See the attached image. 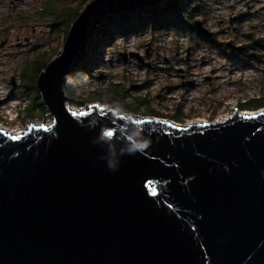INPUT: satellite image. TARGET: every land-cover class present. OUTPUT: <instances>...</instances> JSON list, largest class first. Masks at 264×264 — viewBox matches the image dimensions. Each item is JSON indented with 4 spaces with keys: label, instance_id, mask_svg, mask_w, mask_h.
Returning <instances> with one entry per match:
<instances>
[{
    "label": "water",
    "instance_id": "obj_1",
    "mask_svg": "<svg viewBox=\"0 0 264 264\" xmlns=\"http://www.w3.org/2000/svg\"><path fill=\"white\" fill-rule=\"evenodd\" d=\"M162 1L90 2L37 79L52 123L0 130V264H264V110L180 126L69 105L103 21Z\"/></svg>",
    "mask_w": 264,
    "mask_h": 264
},
{
    "label": "rangeland",
    "instance_id": "obj_2",
    "mask_svg": "<svg viewBox=\"0 0 264 264\" xmlns=\"http://www.w3.org/2000/svg\"><path fill=\"white\" fill-rule=\"evenodd\" d=\"M48 1L56 2L57 6L70 7L73 11L80 10L81 13L93 0L86 3L85 0H0V45L5 42L0 47V125L11 130L24 131L31 124L41 126L52 123V117L37 89L38 66L45 58L42 56L44 52L46 58H57L64 49L66 39L63 38L65 26H61L60 30L58 27L52 29L47 26L49 19L35 17L41 16L36 13H40ZM248 7L250 17H245L240 23L231 22L232 17L247 13ZM196 20L205 21L204 26L217 33L218 41L234 40L239 44L254 40L264 42V0H210L208 14ZM234 24L238 28L236 35L232 34ZM222 29L225 31L222 32ZM248 35H252V40L247 39ZM148 44L152 47V63L160 69L156 74L144 65L139 66L135 59L124 62L119 56L120 53L131 52L145 56ZM190 47L194 48L187 60ZM256 47L253 52L261 56V61H250L239 66L230 64L219 49L187 32L180 35L164 32L161 36L147 32L127 38L117 35L114 42L109 39L102 46V59L99 60L100 56L95 58L97 64L89 72L91 76L81 84L76 94L81 97L78 99H82L88 97L91 91L113 83L127 90L128 101L134 97H146L151 108L163 117H154L156 119L168 120L180 126L222 121L244 101L264 93V43L259 41ZM213 70L217 78L211 86L205 77ZM183 74L187 76L182 77ZM191 80L194 86L189 85ZM135 84H146L148 87L137 90ZM209 96L212 100L216 98L221 105L214 110L206 109ZM89 105L71 107L79 110ZM103 105L115 107L121 113H130L113 103ZM142 110L133 115L153 118L144 114L146 107ZM179 110L183 120H172L171 117L176 116ZM263 110L239 111L255 113Z\"/></svg>",
    "mask_w": 264,
    "mask_h": 264
},
{
    "label": "trees",
    "instance_id": "obj_3",
    "mask_svg": "<svg viewBox=\"0 0 264 264\" xmlns=\"http://www.w3.org/2000/svg\"><path fill=\"white\" fill-rule=\"evenodd\" d=\"M88 1L89 0H85L84 3ZM57 5L58 4L54 1L46 2L42 7V11L36 13L41 16L35 17L46 20L49 19L50 23L47 26L52 29L58 27V30H60L61 26H65V35L63 38L66 39L71 24L80 15V10L76 9L73 11L70 7ZM209 11L210 0H163L159 5L152 8H144L132 13L107 17L89 42L85 60L68 79L66 91L71 96L70 106L82 107L88 103L92 104L97 102L100 104L102 103V105L113 103L117 107L130 112L129 114H136L139 110L143 111L142 109L146 107L147 111H145L144 114L148 117L163 118L151 108L146 97H134L131 101H128L129 94L126 92L127 90L113 83H110L106 87L91 91L88 93V97L82 99H78L81 97L78 96L76 92L81 88V84L87 81L91 76L89 72H91L97 64L95 58L100 56L99 60L102 59L100 55L102 46L107 44L109 39L114 42L117 35L127 38L131 35H141L147 32L159 34V36L163 35L164 32H170L175 35L187 32L194 37H199L204 43H212L211 40L198 35L193 28V23L196 19L206 16ZM203 22L205 23V21ZM251 36L252 35H248L247 37ZM99 37L102 39L100 40ZM257 41H260L262 44L264 43L263 40ZM45 54L46 52L42 54L45 58L42 59L38 66V75L45 69L47 64L53 60L50 56L46 58ZM242 65H246V63L242 62ZM166 70L168 71L169 69ZM145 86L147 85H142L139 88L141 89ZM171 119L178 122L183 120L180 118L179 113H177L176 116H172Z\"/></svg>",
    "mask_w": 264,
    "mask_h": 264
},
{
    "label": "flooded vegetation",
    "instance_id": "obj_4",
    "mask_svg": "<svg viewBox=\"0 0 264 264\" xmlns=\"http://www.w3.org/2000/svg\"><path fill=\"white\" fill-rule=\"evenodd\" d=\"M11 4H15V2H12ZM247 6H248V4H247ZM249 9H250V7L247 8V13H243L242 15H236V16H234L232 18L236 19V23H240L245 17H250L251 16V12H250ZM223 31H225V30L222 29V32ZM237 31H238V28L234 24L233 28H232V32H233L232 34L236 35ZM212 33H213V36L211 38L203 37L205 39H208V40L212 41V43L206 42V44H209V45L214 46L215 48L219 49L220 52H222L221 54L228 60V62L230 64H232V65L233 64H238L239 66H242V62L247 64L250 61H258V62L261 61V56L258 53H254L253 52V49H256L257 48L256 45L259 44L258 41H255V40L253 42L252 41H247V42L242 43V44H239V43H237L234 40L218 41L217 33H215V32H212ZM248 38L250 39L251 37H247V39ZM251 40H252V38H251ZM194 47L196 48V46H194ZM194 47H190V48L193 49ZM236 48H241V50L238 51V50H236ZM151 49H152V47H151ZM152 57H153V52H150V58L149 59L145 58L144 61L141 62L140 64L137 61V64L139 66H143L144 65V66L150 68L151 72L156 74L160 69L157 68V67H154V65H153L154 63H152ZM189 57L187 58V60H189ZM157 76H158V74H157ZM185 76H187V75L183 74L182 77H185ZM216 78L217 77H216V75H214V70L210 72V75H207L205 77V79L207 81H209V84L211 86L213 85V83L216 80ZM189 83H191L190 86H194V81L191 80V81H189ZM140 86L141 85H136L135 84L134 88L137 89V90H144V89H146L148 87V85H147V86H145V87L140 89L139 88ZM211 96L208 97V101L209 102H208L207 105H205V107H206V109L214 110L219 105H221V103L216 98H214V96H213V98H214L213 100L210 99ZM255 108H257V109L264 108V93H262L260 97H257L255 99H248L247 101H244L238 107L239 110L240 109H255ZM179 109H180V107H179ZM177 112L180 113V110L177 111Z\"/></svg>",
    "mask_w": 264,
    "mask_h": 264
},
{
    "label": "bare ground",
    "instance_id": "obj_5",
    "mask_svg": "<svg viewBox=\"0 0 264 264\" xmlns=\"http://www.w3.org/2000/svg\"><path fill=\"white\" fill-rule=\"evenodd\" d=\"M0 130H3V131H5V132H7V133H9L11 135H20V134L23 133V131H21V130H16V131L15 130H11V129H9V128L5 127V126H2V125H0Z\"/></svg>",
    "mask_w": 264,
    "mask_h": 264
}]
</instances>
